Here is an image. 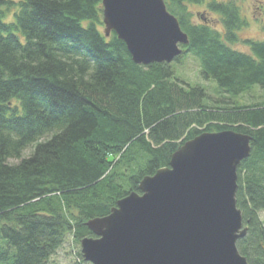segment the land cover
Returning <instances> with one entry per match:
<instances>
[{"label":"trees","instance_id":"trees-1","mask_svg":"<svg viewBox=\"0 0 264 264\" xmlns=\"http://www.w3.org/2000/svg\"><path fill=\"white\" fill-rule=\"evenodd\" d=\"M102 1L0 0V264H49L69 237L81 245L94 236L86 223L141 192L185 141L227 129L252 137L238 167L248 230L237 246L264 264V95L232 99L264 89V40H242L253 55L233 48L246 24L235 1L166 0L190 42L172 63L137 64L115 32L100 29ZM188 3H206L222 30L193 23ZM186 55L230 98L177 78L173 63ZM59 124L66 128L23 156ZM78 256L74 264H91Z\"/></svg>","mask_w":264,"mask_h":264},{"label":"water","instance_id":"water-1","mask_svg":"<svg viewBox=\"0 0 264 264\" xmlns=\"http://www.w3.org/2000/svg\"><path fill=\"white\" fill-rule=\"evenodd\" d=\"M104 33L115 32L137 64L172 63L190 40L165 0H103ZM252 137L233 129L185 141L169 166L145 176L111 212L90 219L81 240L91 264H250L238 207V167Z\"/></svg>","mask_w":264,"mask_h":264},{"label":"rangeland","instance_id":"rangeland-1","mask_svg":"<svg viewBox=\"0 0 264 264\" xmlns=\"http://www.w3.org/2000/svg\"><path fill=\"white\" fill-rule=\"evenodd\" d=\"M18 1V0H16ZM166 1V0H165ZM221 1H235L241 10V15L245 19L246 24L241 27L237 33L240 37V41L231 44L233 48L240 51L247 52L251 55V48L246 45L242 40L243 39H254V40H264V0H221ZM188 11L191 13V21L193 23H200L202 21L208 20L210 23L217 26L222 30V26L219 22L220 15L217 13L209 12L206 3L197 4V3H188ZM15 20V10L14 8L10 9L6 21L12 22ZM103 20V19H102ZM100 29L103 31L104 25H100ZM173 68L175 69V74L177 78L185 80L187 83L192 86H201L205 88L214 99L222 98L228 99L229 96L219 95V87L217 81L214 78H206L202 74V70L199 66L198 60L192 55H186L182 58L181 62L173 63ZM264 89H261L260 86L255 85L249 93L242 96L236 97L233 96L232 99L238 100L241 103H255L263 99ZM231 99V100H232ZM230 100V101H231ZM233 101V100H232ZM18 103V102H17ZM66 127L63 124H59L52 128L51 130L36 135L34 141L29 144V146L23 151V156H28L33 150L34 147L39 142H45L51 139L57 133L62 132ZM10 163H17V159H11ZM261 220L264 223V211L259 213ZM81 250V245L75 243L73 237H69L65 244L58 250V252L51 258L49 264H74L78 259V251Z\"/></svg>","mask_w":264,"mask_h":264}]
</instances>
